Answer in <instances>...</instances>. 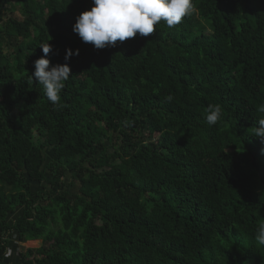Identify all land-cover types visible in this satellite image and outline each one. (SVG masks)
Here are the masks:
<instances>
[{"label":"trees","instance_id":"trees-1","mask_svg":"<svg viewBox=\"0 0 264 264\" xmlns=\"http://www.w3.org/2000/svg\"><path fill=\"white\" fill-rule=\"evenodd\" d=\"M193 3L96 49L73 32L92 0H0V264L13 231L42 241L17 264H264V0ZM47 42L71 69L55 105L30 77Z\"/></svg>","mask_w":264,"mask_h":264},{"label":"clouds","instance_id":"clouds-1","mask_svg":"<svg viewBox=\"0 0 264 264\" xmlns=\"http://www.w3.org/2000/svg\"><path fill=\"white\" fill-rule=\"evenodd\" d=\"M193 11V0H92L91 8L75 18L73 32L78 34L82 42L103 49L114 47L117 41L124 42L137 34L147 37L161 21L169 28L174 27ZM39 47L43 56L34 61V72L30 77L43 86L46 98L55 105L61 99L60 93L70 78L71 69L67 63L50 66L48 56L53 47L49 42ZM73 55H79V49H67L65 61ZM258 111L264 113V106ZM206 113L205 119L209 126L216 125L222 118L219 104H209ZM256 123L252 135L264 142V118H259ZM255 239L264 246V223L257 227Z\"/></svg>","mask_w":264,"mask_h":264},{"label":"crops","instance_id":"crops-1","mask_svg":"<svg viewBox=\"0 0 264 264\" xmlns=\"http://www.w3.org/2000/svg\"><path fill=\"white\" fill-rule=\"evenodd\" d=\"M22 215V209L16 208L14 212L8 214L7 221L12 224L15 219ZM41 245L40 239L20 241L18 233L16 231L11 232L10 238L7 242L6 254L4 257V262L17 264L20 258L21 250L25 249H35Z\"/></svg>","mask_w":264,"mask_h":264},{"label":"rangeland","instance_id":"rangeland-1","mask_svg":"<svg viewBox=\"0 0 264 264\" xmlns=\"http://www.w3.org/2000/svg\"><path fill=\"white\" fill-rule=\"evenodd\" d=\"M13 3L14 1H11V11L10 12H6L7 14V17L12 15L13 17H16L18 19L21 18V14L19 13V11L17 10V8H15L13 6ZM207 32H209L207 30ZM37 137V140H41L42 137L41 135H38L36 136ZM45 153H46V157L49 158L52 154V150L48 147L45 149ZM45 174L50 178L49 176V171H46ZM63 179H64V182H65V185H66V189L68 191V194H69V198H73L74 196H76L78 193H79V181L77 179L76 176H74L72 173H69V172H65L64 173V176H63ZM31 185V189L33 191H36L39 189L40 185L39 183H30ZM41 244H42V241H41Z\"/></svg>","mask_w":264,"mask_h":264}]
</instances>
